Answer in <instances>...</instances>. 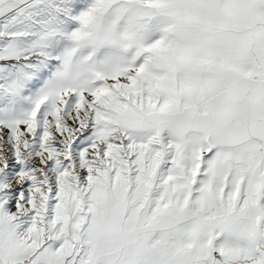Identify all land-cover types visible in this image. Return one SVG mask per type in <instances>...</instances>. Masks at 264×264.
<instances>
[{"label":"snow or ice","instance_id":"obj_1","mask_svg":"<svg viewBox=\"0 0 264 264\" xmlns=\"http://www.w3.org/2000/svg\"><path fill=\"white\" fill-rule=\"evenodd\" d=\"M0 264H264V0H0Z\"/></svg>","mask_w":264,"mask_h":264}]
</instances>
